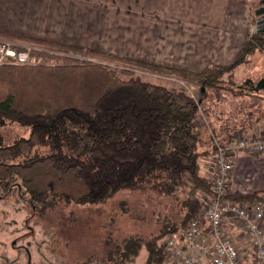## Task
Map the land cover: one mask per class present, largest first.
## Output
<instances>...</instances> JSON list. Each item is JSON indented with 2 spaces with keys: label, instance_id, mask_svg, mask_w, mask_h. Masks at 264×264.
<instances>
[{
  "label": "trees",
  "instance_id": "trees-1",
  "mask_svg": "<svg viewBox=\"0 0 264 264\" xmlns=\"http://www.w3.org/2000/svg\"><path fill=\"white\" fill-rule=\"evenodd\" d=\"M0 38L83 58L0 66V201L18 190L33 205L49 204L54 197L99 203L123 190L180 194L174 215L163 218L157 235L129 237L105 257V264H132L144 252L142 264H167L166 239L182 240L189 222L200 220L204 200L213 198L201 162L213 161L219 146L201 126L200 103L224 89L225 75L264 53V32L251 34L231 64L201 72L4 31ZM259 63L253 74L264 73V59ZM136 70L192 84L198 97L183 87L145 82ZM234 92L243 93L241 88ZM227 200L252 205L264 202V191H233Z\"/></svg>",
  "mask_w": 264,
  "mask_h": 264
},
{
  "label": "crops",
  "instance_id": "crops-1",
  "mask_svg": "<svg viewBox=\"0 0 264 264\" xmlns=\"http://www.w3.org/2000/svg\"><path fill=\"white\" fill-rule=\"evenodd\" d=\"M246 19V7L238 0H0V31L192 72L231 64L251 35ZM241 85L243 93L231 98L238 97L247 107L241 112L234 107L232 127L210 130L217 146L233 147L239 132L246 137L264 133V111L251 121L253 103L264 108V76L252 84L244 78ZM190 86L187 91L194 97L195 86ZM217 109L215 119L220 121L222 110ZM230 154L231 189L243 194L264 191V155L233 149ZM201 174L210 180L211 158L201 162ZM225 232L236 241L243 234L231 216ZM201 234L209 238L205 222ZM197 259L210 264L203 255ZM244 263L254 264L249 252Z\"/></svg>",
  "mask_w": 264,
  "mask_h": 264
},
{
  "label": "rangeland",
  "instance_id": "rangeland-1",
  "mask_svg": "<svg viewBox=\"0 0 264 264\" xmlns=\"http://www.w3.org/2000/svg\"><path fill=\"white\" fill-rule=\"evenodd\" d=\"M260 1L262 0H243L247 10L245 22L249 27V34L257 30L254 13ZM63 54L82 59L69 53ZM255 57L248 64L240 65L223 77L227 82L224 89L217 90V93L211 92L202 99L201 126H205L207 133L213 128L216 133L224 126L232 127L231 123L235 124L232 116L234 107L238 112L247 107L244 103H239L238 97L232 99L231 94H235V88L242 89V79L247 78L252 84L264 76L263 72L252 73L255 66H259V61L264 59V53L255 54ZM51 60L57 64H65L67 57L60 61ZM90 60L106 63L92 58ZM48 63L50 61L44 58L43 64ZM136 74L145 82L168 89L191 88L189 83L174 77L140 70H136ZM223 91L225 93H219ZM194 92V97L197 98L196 86ZM217 108L222 110L220 121L215 119ZM252 111L251 121L254 122L256 117L262 116L264 108L255 102ZM220 122L223 124L219 125ZM209 159L206 157L204 161ZM181 198L180 194L162 197L149 191L123 190L99 203H66L63 199L54 197L49 204L33 205L29 203L28 196L18 190L8 199L0 201V264H105L107 252L117 243L129 237L148 239L157 235L163 218L174 215L175 206ZM145 256L142 252L132 264H142Z\"/></svg>",
  "mask_w": 264,
  "mask_h": 264
},
{
  "label": "built area",
  "instance_id": "built-area-1",
  "mask_svg": "<svg viewBox=\"0 0 264 264\" xmlns=\"http://www.w3.org/2000/svg\"><path fill=\"white\" fill-rule=\"evenodd\" d=\"M66 57L70 56L0 38V66L39 65L43 64L44 58L50 61L45 65H54L57 62L51 58L60 61ZM234 141L233 147H218L210 178L213 198L204 200L200 220L189 222L182 240L170 236L164 242L167 264H201L198 255L208 257L210 264H245L246 252L250 253L254 264H264V202L247 205L227 200L233 193L228 186L233 170L230 150L252 156L264 155V133L246 137L239 132L235 134ZM228 216L233 217L241 228L243 234L238 241L225 232ZM202 222L208 226V239L201 234Z\"/></svg>",
  "mask_w": 264,
  "mask_h": 264
},
{
  "label": "water",
  "instance_id": "water-1",
  "mask_svg": "<svg viewBox=\"0 0 264 264\" xmlns=\"http://www.w3.org/2000/svg\"><path fill=\"white\" fill-rule=\"evenodd\" d=\"M264 3V1H263ZM254 15L257 17L258 22L256 24V29L258 32H264V7L255 11ZM164 246V244H163Z\"/></svg>",
  "mask_w": 264,
  "mask_h": 264
},
{
  "label": "flooded vegetation",
  "instance_id": "flooded-vegetation-1",
  "mask_svg": "<svg viewBox=\"0 0 264 264\" xmlns=\"http://www.w3.org/2000/svg\"><path fill=\"white\" fill-rule=\"evenodd\" d=\"M263 1H264V0L260 1L259 6H258V8H257L255 11H257V10H259V9H261V8L264 7V3H263Z\"/></svg>",
  "mask_w": 264,
  "mask_h": 264
}]
</instances>
